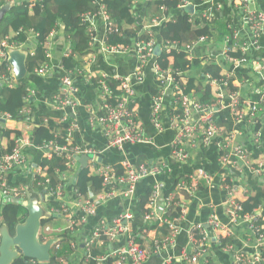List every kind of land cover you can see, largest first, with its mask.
Listing matches in <instances>:
<instances>
[{
	"label": "built area",
	"instance_id": "built-area-1",
	"mask_svg": "<svg viewBox=\"0 0 264 264\" xmlns=\"http://www.w3.org/2000/svg\"><path fill=\"white\" fill-rule=\"evenodd\" d=\"M21 3L27 2L29 6L35 7L38 4H43L44 0H0V8L9 2ZM105 0H92L94 9L82 13V21L86 25L89 37V45L97 50L94 55L85 61L83 67L78 69V74L86 77L88 82L96 84L99 94L103 101L101 107L102 114H99L95 109L89 112V123L91 125H101L103 135L107 139L109 148L116 149L123 154L126 151L127 144L136 143H152V138L145 134L141 125L140 116L132 105V98L136 95V85L141 84L145 78L149 68L154 73V81L156 83V93L153 95V107L151 109V121L156 128H162V119L165 112L166 96L171 93L173 95V113L172 125L175 130L174 137L171 141V151L180 161H186L189 158L187 148H204L212 143L214 139L219 138L223 129L216 123L214 108L209 104L200 101L191 94L184 92L181 85L182 72L174 67L162 68L156 58L154 42L156 41L155 28L167 19L166 12L168 10V1L159 6L160 13L155 15L137 4L133 3L132 11L134 13V26H141L142 30L139 37L134 40L131 45L111 44L110 37L113 33H117V25L111 17L110 11ZM178 8H185L190 4V0H177ZM203 4L200 6L203 12L202 17L213 21L214 13L222 9V5L215 0H201ZM253 0H235L234 6L241 14V20L235 24L230 22L227 25V32L224 35L225 54L237 51V44L245 37L243 33L247 31L249 47L259 48L260 41L264 35V12L252 6ZM194 5V4H193ZM195 8V5H194ZM195 10V9H194ZM209 10V11H208ZM163 11V13L161 12ZM150 16L157 17V21H152L149 26L145 25L146 19ZM58 33L57 28L53 29L50 35L46 38L44 44L45 53L49 59L41 67L35 70L40 75L48 74L53 68V51L54 38ZM33 35V34H31ZM210 36H202L187 46V53L192 54L194 46L200 43L210 42ZM29 42V41H28ZM27 42V43H28ZM36 42V39L34 40ZM27 43L10 42L8 37L2 40L0 47V78L6 80L10 86L16 84L13 76V68L9 62V53L12 50H25ZM33 43V42H32ZM29 42V44L32 45ZM179 47L177 41H167L162 47V52H171L172 50H184L185 47ZM33 51V50H32ZM130 51L135 52V67L129 75H113L108 76L104 72L95 71L91 68L95 57L98 53L107 55H121ZM72 54L70 43L66 44L62 57H68ZM232 57V56H231ZM243 58H240L242 60ZM62 72L61 89L54 97L55 108L65 109L73 104L72 95H76L81 91L77 83L76 74L72 71H66L63 64L60 62L58 66ZM264 68V66H262ZM264 71V70H263ZM210 76V75H209ZM113 77L118 82L116 88H113L108 78ZM211 78V77H210ZM230 75L212 79L214 84L218 85L219 89L224 90L230 87ZM238 91V90H237ZM233 91L231 94V108L240 120L249 116L252 120L264 108V91L260 94V99L254 101L250 97H244L240 90ZM36 97V92L29 89L26 111L30 114L28 108L30 98ZM246 106L243 111H238V107L242 104ZM25 114V109L23 112ZM195 114H198V119H195ZM71 116L66 113L60 119V123L70 121ZM12 120L10 113L3 112L0 109V120ZM47 123L48 120L46 119ZM79 129L78 123L74 120L69 127L65 129V134L58 131L55 132V138L50 142V146L44 150V157H52L65 155L68 161V168L73 167L78 161L79 156L89 157L92 173L98 175L102 180V188L94 195L85 197L77 191L78 199L76 200L78 207L82 210V220L87 216L96 215L100 207L108 201L115 198L117 195H123L126 198H132L136 194L138 183L149 175H156L161 172V168L157 166L140 165L134 167L130 162H123L125 172L118 174L115 172V167L103 165L98 162L99 152L90 144H79L72 141V133ZM28 133L24 132V136L16 139L14 146L10 152H5V146L0 153V205L9 203L11 200H28V193L21 185H16L9 180L10 173L25 167L29 164V159L24 151L26 145L30 144ZM66 137V138H65ZM60 138H65V142H60ZM225 141V142H224ZM257 142V138L255 139ZM187 147V148H186ZM220 158L222 166H225L231 157L237 159L243 172L250 169L258 175H264V158H253L252 148L244 147L240 144H235L231 139H226L220 142L219 146ZM231 156V157H230ZM36 176H40L43 172L41 166L38 167ZM60 173V172H59ZM65 173H60L65 178ZM191 183L184 181L176 185V196H165L167 186L159 181L153 184L149 199V210L144 215L147 224H158L159 227L167 228L170 233L163 237V240H154L147 245L142 240L145 238V233L148 230L145 228L136 234L128 224L132 218L130 209L124 210L109 223H101L96 227L94 233L86 240V252L88 256L92 254L94 248L100 246H108L116 241L122 233L126 234L127 245L121 250H111L109 253L98 258L97 264H102L104 261H109L111 264H146L148 259L153 254H162L169 251L172 247L176 236L182 231V223L187 214L188 200L196 196V187L200 182L212 185L215 181V176L201 171L192 177ZM38 186L47 191V195L54 197L59 201V206H52L48 213L53 215H63L68 221L67 227L56 229L57 233H64L66 230H74L78 224V220L68 212L67 202L64 200V182L56 185H51V177L45 175L36 179ZM223 189L226 192L224 201L227 216L232 226L244 227L250 234L254 252L247 254L243 250L236 248L233 245H228L227 249L232 254L231 264H263L264 263V203L253 210H246L244 202L251 198L248 190L241 187L234 178H226L224 180ZM179 195H182L183 198ZM48 215V214H47ZM55 227L45 226L40 232L43 242L52 238V230ZM223 228L217 212L211 215L210 232L202 228L201 225L195 224L189 231V246L191 250L184 251L183 256L186 264H208L207 244L210 241L211 235ZM76 247V244H72ZM62 245L56 243L53 246V255L60 264H67V258L62 254ZM169 256V254H167ZM112 260V262H111ZM172 258L167 257L161 264H171Z\"/></svg>",
	"mask_w": 264,
	"mask_h": 264
},
{
	"label": "crops",
	"instance_id": "crops-1",
	"mask_svg": "<svg viewBox=\"0 0 264 264\" xmlns=\"http://www.w3.org/2000/svg\"><path fill=\"white\" fill-rule=\"evenodd\" d=\"M214 2H218L222 5V9L219 10L221 11L220 19L215 23V32L210 38V42L200 43L193 47L192 54H188V60L192 61V67L190 70L183 73L182 77L194 76L197 79L196 85L199 87L202 86L200 84L210 83L212 96L215 100L213 101L214 106H209L214 108L216 123L223 131L219 138L214 139L207 147L202 149L193 148L190 150L186 147L189 153V158L186 161L178 160L173 154V151H171V141L175 134L172 125L173 95L171 93L166 96V100L164 101L165 112L161 122L162 128H156L151 121L150 116L153 107L152 98L157 91L154 73L151 68L147 70L145 80L137 85V93L135 97L132 98V105L135 106L139 113L141 125L145 134L151 137L153 141L152 143L127 144L124 154L116 149L108 147L107 139L103 135L100 124L91 125L89 123V112L91 109H95L99 114L103 113L101 109L103 101L95 83L88 82L86 77H84L83 80H80L82 83V91H80L77 96H71L73 101L71 106L65 109L55 108L54 106V97L61 89L62 77L61 70L55 67V65L58 66L60 64L66 44L70 43L63 31L58 30L54 38L55 46L53 51L52 70L46 75H40L36 72L31 74L28 73L29 89L36 92V97L28 104V108L31 110L30 114H28L25 108V114L22 117L21 125L24 128V132L29 134L30 144L25 146L24 151L30 162L25 167L14 171L13 176L14 179L26 189L27 193L31 189L40 193L42 205L45 209H47L46 201L49 199L47 200L45 198V194L43 193L45 189L38 186L36 181L37 176L35 177V174L38 173V167L41 166V161L45 155L44 150L35 146L32 139L34 130L42 122L46 123V119L48 121L53 120L60 122V119L64 117L66 113H69V115L74 118V122L79 125V129L72 133V141L79 144L93 145L99 152V162L104 163V165L114 166L115 172L118 174H123L125 172L123 167V162L125 161L130 162L134 167L146 164L151 167L157 166L161 168L159 174L149 175L138 183L136 194L132 198L117 195L103 205L101 211L96 216L90 217L85 224L80 225L75 232V234L79 236L80 241H83L84 236L91 233L95 225L111 222L117 215L128 208L133 215L128 224L131 226L132 230L141 229L144 227L145 220L144 214H140L137 209L140 195H143V193L147 192L149 189L151 193L153 184L159 181L167 186L164 194L165 196H176V185L179 182L184 181L191 183L193 176L201 171H205L215 176L214 183L209 185L200 182L199 186L196 187V196L188 200L187 214L182 223V231L176 236L172 247H170L169 251H165L162 254L151 255L146 264H161L167 257L172 258L171 264H186L183 253L184 251L191 250L189 246L190 229H192L193 225L199 224L204 230L210 232V219L214 212H217L223 228L212 234L207 244L209 262L211 264H231L232 254L227 249L230 244L243 250L247 254H252L254 252V244L248 231L244 227L232 226L229 222L224 203L226 192L223 189V184L226 178H234L241 187L253 194L251 197H254L258 188L264 186V175H258L250 169L241 172L240 170L244 167L236 163L237 159L231 156L226 165L222 166L218 146L221 141L227 138L234 141L235 144L252 148V150L253 144L258 143L262 153L255 156L253 152V158L259 156L264 158V108L256 116L258 120H254L256 117L250 120L249 116L240 120L231 108L230 99L234 87L237 88L236 90L234 89V91L240 90L244 97H250L254 101L260 99V94L264 91V68L262 67L264 66V35L261 38L260 47L253 48L248 46L249 39L247 36L249 33L245 31L243 33L245 37L236 45L237 51H234V53H239L240 56L232 55L231 57L229 54H225L224 35L227 32V25L230 22L238 24L237 22L241 20V14L235 10V0H215ZM192 3L193 0H190L191 5L194 4ZM200 6L201 5H195L192 12L187 11L192 21L200 18ZM252 6L264 12V0H253ZM171 16L172 14L169 13L165 22L171 19ZM155 31L157 34V41L159 42V37H161L163 45V37L159 34V30ZM34 40L35 35H31L29 42L32 43ZM32 49H34V46ZM240 58L243 59L240 60ZM135 60V52L133 51L117 56L98 53L91 68L95 71L104 72L108 76L117 74L129 75L133 72ZM83 65L84 64H82V67ZM210 68L222 70L221 75L218 77H224L226 74L230 75L231 81L228 89L224 87V90L217 88L219 86L214 84L212 80L215 78L211 79V73L207 72L211 71L209 70ZM64 69L73 72V70H68L65 67ZM15 81L16 83L18 82L17 80ZM1 86L0 78V90L2 88ZM193 96L196 97L195 95ZM5 101L6 98L0 96V102L4 103ZM245 109L246 106L242 101V104L237 110L243 111ZM198 117L199 115L195 114V119H198ZM0 122L6 124L8 127L17 126V121L13 119L6 120L5 122L0 120ZM256 125H260V128L258 133L254 134L253 129ZM256 138L257 142H255ZM5 145V140L0 134V148L3 149ZM79 158L84 157L79 156ZM79 158L73 167L70 169L68 168L64 178V200L68 203L73 211V215L77 218L80 217V208L75 204V180L77 179L80 166L90 167L89 159L84 165L82 159L79 160ZM41 177L43 176L41 175ZM33 183L36 184L37 189L33 187ZM88 188V196L93 195L98 190L92 182L89 183ZM179 196L183 198L182 195ZM66 224V219H54V221L46 226L51 225L56 227L65 226ZM151 225H156V223ZM147 230L148 233H145V238L142 240L147 245L151 244L154 240H163V237L170 233L167 228H160L157 225L151 229L147 228ZM137 234H140V232ZM81 243L82 242L77 244L76 249H64L62 254L67 258V264L91 263H89L88 260H84L85 248ZM63 245L66 246L67 243L64 242ZM126 245V234L122 233L116 241L107 247H100V253L105 254L109 252V250H121ZM167 254H169V256H167ZM102 264L111 263L109 261H104Z\"/></svg>",
	"mask_w": 264,
	"mask_h": 264
},
{
	"label": "trees",
	"instance_id": "trees-1",
	"mask_svg": "<svg viewBox=\"0 0 264 264\" xmlns=\"http://www.w3.org/2000/svg\"><path fill=\"white\" fill-rule=\"evenodd\" d=\"M136 0H105L107 7L110 11L111 17L114 19L117 25V33H113L110 37L111 44H123L131 45L136 38L139 37V33L142 28L135 27L134 13L132 11L133 3ZM142 1V0H140ZM162 0H151V4L160 5ZM170 6L171 19L162 23L155 30H159V34L164 39V44L167 41H177L179 47L186 46L191 43V36L202 37L205 35L213 36L215 32V23L220 19L221 11L214 13V22L209 21L202 17V14L206 9L199 12L200 18L191 20L190 14L184 8H178V1H168ZM195 5H202L201 0H193ZM95 6L92 0H44L43 4H38L35 7H30L27 2H21L16 4L3 18L0 23V47L2 46V40L4 37H8L10 42L27 43L30 41L31 34L35 35L36 42H34V49L29 42L27 43L24 52L27 53V69L28 73H34L35 70L41 67L49 59L45 53L44 42L50 35L51 31L55 28L63 31L64 35L70 42L72 54L69 57H62L60 62L68 70H73L76 74L77 83L82 91V83L80 80L84 79L82 74H78V69L82 68V64L86 60L90 59L97 50L93 49L89 45V37L87 33L86 25L82 21V13L94 9ZM209 11V10H208ZM154 30V31H155ZM156 34V31H155ZM181 46H180V45ZM33 50V51H32ZM240 56L239 53H231V56ZM162 67L168 68L170 66L179 69L182 74L190 70L192 67V61L188 60V53L186 51L171 52L166 50L157 57ZM207 71L211 73V79L221 75V69H209ZM210 79V81H211ZM6 80H1L0 96L6 98L4 103L0 102V109L3 112L10 113L13 120L17 121L16 127H8L6 124L0 122V134L5 140V152H10L14 146L16 139L24 136V128L22 127V117L24 116L23 110L27 106L26 96L29 93V78L28 75L21 81H18L14 86H10ZM108 81L113 88H116L118 82L109 77ZM197 79L194 76H188L181 79V85L184 88V92L187 94L195 95L199 100L214 106V97L212 96L210 83L196 85ZM231 81V79H230ZM237 88L234 87L232 91ZM58 94V93H56ZM55 94V95H56ZM35 98V97H34ZM30 98V102L34 100ZM67 122H56L49 120L47 123H41L33 133V144L40 149H47L50 146V142L55 138V132L58 131L62 135L65 134V129L69 127L74 118ZM258 120V117L254 119ZM258 124V123H257ZM260 125H256L253 129V133H258ZM66 138V137H65ZM65 138H60V142L64 143ZM258 143L253 144L254 155L257 156L262 153ZM2 149L0 148V153ZM260 157V156H259ZM257 157V158H259ZM41 167L43 169L42 176L48 175L51 177L52 184L56 185L60 182H64L65 179L60 173L68 171V161L65 155L52 157H44L41 161ZM60 172V173H59ZM37 176V178L41 177ZM9 180L13 181L17 186L20 185L17 180L14 179L13 173H10ZM93 183L96 189L101 187V180L98 177L91 175L90 167L79 168L77 175V181L75 188H78L80 192L87 195L89 183ZM33 187L37 189L36 184L33 183ZM150 189L140 195L137 209L140 214H146L149 210ZM47 202V209L50 210L52 206H59V201L50 197ZM264 203V186L258 188L256 195L244 202L246 210H253ZM28 216V208L24 206L18 200H11L9 203L0 205V229L3 225H7L11 234L15 235L16 226L24 223ZM55 215L48 213L43 220L44 227L54 221ZM157 225V224H156ZM156 225H149L146 222L143 226L148 229L154 228ZM41 229V231H42ZM40 231V232H41ZM41 241H44L40 234ZM2 237L0 235V245ZM65 242H68V235L65 236ZM101 251V248L97 247L93 250L90 256V262L92 264L97 262V257ZM86 257H84L85 259ZM12 264H38L33 263L31 259L19 256ZM49 264H60L56 257H53ZM211 264V263H208Z\"/></svg>",
	"mask_w": 264,
	"mask_h": 264
},
{
	"label": "water",
	"instance_id": "water-1",
	"mask_svg": "<svg viewBox=\"0 0 264 264\" xmlns=\"http://www.w3.org/2000/svg\"><path fill=\"white\" fill-rule=\"evenodd\" d=\"M16 5L9 2L0 8V23L4 16ZM193 5H188L186 11L192 12ZM162 38L159 37V42L155 48L157 55H160ZM9 62L13 68V76L15 80L21 81L28 75L27 69V53L23 50H12L9 53ZM5 122V119H2ZM82 163L85 165L88 160L87 156H83ZM45 198L48 200L47 191L43 190ZM28 201L20 200L24 206L28 208V216L24 223L16 226V233L12 235L8 226L3 225L0 229L2 237L0 245V264H12L19 256L23 255L29 259H35L41 264L49 263L51 260V250L54 239H49L46 242L41 241L40 231L43 226V220L48 214L47 209L42 205V199L39 192L31 189L28 191ZM48 197V198H47Z\"/></svg>",
	"mask_w": 264,
	"mask_h": 264
},
{
	"label": "rangeland",
	"instance_id": "rangeland-1",
	"mask_svg": "<svg viewBox=\"0 0 264 264\" xmlns=\"http://www.w3.org/2000/svg\"><path fill=\"white\" fill-rule=\"evenodd\" d=\"M137 1V4L141 7V9L143 8V9H145V10H147V11H150L151 13H153L154 12V14L155 15H157V14H159L160 13V11H159V6L161 5V4H163L164 3V0H162V3L160 4V5H158V4H155V5H152L151 4V0H142V1H140V0H136ZM193 4V3H192ZM189 5H191V4H189ZM187 7V6H186ZM185 7V8H186ZM184 8V9H185ZM162 13H163V11H161ZM148 15H149V19H146V21H145V25L146 26H149V25H151L152 24V22H151V20L152 21H157V19L159 18V16H157V17H154V16H150V14L148 13V12H146ZM170 13V6H169V4H168V10H167V12H166V15H168ZM159 21L160 22H158V23H161L160 25H162V23H164L163 22V20L162 19H159ZM139 27V26H138ZM141 27V26H140ZM143 28V27H142ZM156 35V41H157V34H155ZM191 39H192V42L193 41H195L196 39H198L197 37H195V36H191ZM157 44H158V41L157 42H154V48H156V46H157ZM32 46H34V42L32 43ZM162 47H163V45H162V43H161V50H162ZM187 46L185 47V49L184 50H176V51H186V52H188L187 51ZM162 53V52H161ZM155 54H156V52H155ZM161 55V54H160ZM160 55H157L156 54V56L158 57V56H160ZM136 56V55H135ZM157 62L160 64V62L157 60ZM161 65V64H160ZM162 67V66H161ZM162 68H164V67H162ZM166 69V68H165ZM136 88H137V85L135 86ZM136 93H137V91H136ZM88 159H89V157H88ZM98 162H99V160H98ZM100 163V162H99ZM101 164H103L104 165V163H101ZM89 166L91 167V164H89ZM91 175L92 176H95V177H98L100 180H101V178L98 176V175H96V174H94V173H92L91 172ZM76 181H77V179L75 180V183H76ZM102 188V180H101V187L98 189V190H100ZM97 190V191H98ZM77 191H79L80 192V190H78V188H75V191H74V198H75V204H76V206L78 207V205H77V202H76V200L78 199L77 197H78V195H77ZM81 193V192H80ZM96 193V192H95ZM94 193V194H95ZM82 195H84L85 197H90V196H88V195H86V194H83V193H81ZM93 194V195H94ZM92 196V195H91ZM67 205H68V203H67ZM47 207V206H46ZM101 209H102V207H100L99 208V210L97 211V213H96V215L101 211ZM68 212L70 213V214H72L73 215V211L71 210V208H70V206L68 205ZM96 215H93V216H87L86 217V219L83 221L82 220V217H83V214H82V210L80 209V217L79 218H77L75 215H73L77 220H78V224L76 225V227H75V229L74 230H66L64 233H57L56 232V229H58V228H60V227H67L68 225H69V221H68V219L65 217V216H63V215H61V216H59V215H56L55 217V219H63V220H67V224L65 225V226H56L53 230H52V238L51 239H54V243H53V245H52V250H51V259L54 257V255H53V246L56 244V243H60L61 245H62V251L64 252V249L66 248V249H68V250H72V249H76L77 248V244H79L80 242H82L81 244L82 245H84V248H85V244H86V240L88 239V237H90L93 233H94V231L96 230V227L97 226H99L100 224H97V225H95L94 226V228L91 230V233L90 234H88V235H86V236H84V238H83V241L81 240H79V236L78 235H76L75 234V232H76V230H77V228L80 226V225H83V224H85L87 221H88V219L90 218V217H94V216H96ZM117 217V216H116ZM115 217V218H116ZM114 218V219H115ZM113 219V220H114ZM145 220V219H144ZM146 222V221H145ZM147 223V222H146ZM150 225V224H149ZM157 226L159 227V225L157 224ZM146 227L144 226V227H142L141 229H139V230H133L136 234L138 233V232H142V230L143 229H145ZM160 228H164V227H160ZM147 229V228H146ZM66 235H68V242H66L67 243V245L66 246H64L63 245V243L65 242V236ZM55 237V238H54ZM72 244H76V247H73L72 246ZM100 247H107V246H100ZM99 247V248H100ZM95 249V248H94ZM93 249V250H94ZM111 250H109V252H110ZM93 252V251H92ZM109 252H106L105 254H107V253H109ZM105 254H101V253H99V255H98V257H97V262H98V258L100 257V256H102V255H105ZM91 256V255H90ZM90 256H88V254H87V252H86V248H85V259L84 260H90L89 258H90ZM31 261H33V263H38V264H41L39 261H37V260H35V259H31ZM51 261V260H50ZM97 262L96 263H94V264H97ZM89 263H90V261H89ZM45 264H49V263H45ZM90 264H92V263H90Z\"/></svg>",
	"mask_w": 264,
	"mask_h": 264
},
{
	"label": "clouds",
	"instance_id": "clouds-1",
	"mask_svg": "<svg viewBox=\"0 0 264 264\" xmlns=\"http://www.w3.org/2000/svg\"><path fill=\"white\" fill-rule=\"evenodd\" d=\"M28 201V200H27ZM47 211H48V209H47Z\"/></svg>",
	"mask_w": 264,
	"mask_h": 264
},
{
	"label": "bare ground",
	"instance_id": "bare-ground-1",
	"mask_svg": "<svg viewBox=\"0 0 264 264\" xmlns=\"http://www.w3.org/2000/svg\"><path fill=\"white\" fill-rule=\"evenodd\" d=\"M248 117V116H247ZM253 120V119H252Z\"/></svg>",
	"mask_w": 264,
	"mask_h": 264
}]
</instances>
